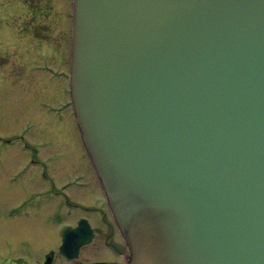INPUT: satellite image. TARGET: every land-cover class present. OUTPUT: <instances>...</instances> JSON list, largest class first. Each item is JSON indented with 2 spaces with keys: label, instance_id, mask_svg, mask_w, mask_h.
<instances>
[{
  "label": "water",
  "instance_id": "obj_1",
  "mask_svg": "<svg viewBox=\"0 0 264 264\" xmlns=\"http://www.w3.org/2000/svg\"><path fill=\"white\" fill-rule=\"evenodd\" d=\"M72 40L127 264H264V0H74Z\"/></svg>",
  "mask_w": 264,
  "mask_h": 264
},
{
  "label": "rangeland",
  "instance_id": "obj_2",
  "mask_svg": "<svg viewBox=\"0 0 264 264\" xmlns=\"http://www.w3.org/2000/svg\"><path fill=\"white\" fill-rule=\"evenodd\" d=\"M72 11L73 0H0V258L11 253L25 260L38 256L45 234L50 245H56L52 232L79 215L76 207L72 216L67 214L66 197H70L75 203H94L100 219H106L97 218L101 231L95 243L74 263L124 264L118 252L128 253V248L113 220L107 219L73 114L58 110L68 100L66 79L56 75L69 71ZM18 135L24 138L12 144L10 140ZM32 159L43 164L31 165L34 181L29 182L27 166ZM77 173L87 177L88 187L63 190L64 181ZM47 191L59 194L46 198ZM33 224L46 229L40 232L31 228ZM111 234L115 248L106 246L102 238ZM28 247L34 250L29 252ZM96 248L99 253L93 256Z\"/></svg>",
  "mask_w": 264,
  "mask_h": 264
},
{
  "label": "flooded vegetation",
  "instance_id": "obj_3",
  "mask_svg": "<svg viewBox=\"0 0 264 264\" xmlns=\"http://www.w3.org/2000/svg\"><path fill=\"white\" fill-rule=\"evenodd\" d=\"M28 174H24L23 175V179ZM33 176H34V174H31L30 173L29 182L34 181ZM29 186H31V183H29ZM66 198H67V201L72 202V200L70 199V197H66ZM91 205L94 206V203L91 204ZM78 213H79V211H78ZM79 215H77L76 217H78ZM72 217L76 218L75 216H72ZM83 217H85L84 214H82L81 216H79L76 219V221L72 223L73 226L76 227L77 224H78L79 218H83ZM86 217L89 219V223H90V225L92 227L93 238H92L91 243H89V244L84 245V246L81 247V249L79 251V254H78V256L76 258L70 260V259H67L68 257H66V256L65 257H62L61 256V254H60V246L62 245V238L57 235V233H56L57 231L56 232L53 231L52 234H53L54 238L56 240H58V243L56 245H54V246L50 245L52 243L51 241H49L50 240V237H49V235H46L45 234L44 235V238H43V240H44L43 242L44 243L40 245L41 251L39 253L37 252L38 253V256H35L34 258H30L28 261H26V260L18 261L17 260L18 254L16 255V254L11 253V254L7 255L5 258H0V264H6V263H4L5 261L8 262L7 264H73L74 262L79 261L81 255H82L83 250L86 247L90 246L91 244L95 243L94 241H95L96 237L98 236V234L101 231L100 230V227H98L96 225L97 212H94V213H92V214H90V215H88ZM111 223H112V220H111ZM45 227H46L45 225L42 226V227H37L34 224L31 226V228H33V229L34 228H39L40 232H41V229L42 230L43 229H46ZM115 228H116V226H115ZM115 228H114V230H117V228L116 229ZM117 232H118V230H117ZM47 234H49V233H47ZM118 234H119V232H118ZM113 235L114 234H111V235L106 236V237H102L103 239H105L104 240L105 245L106 246L108 245L109 248H115L116 247V244H115L116 241L115 240H112L113 239V237H112ZM119 237H120V234H119ZM30 249H33V247H28L29 252H30ZM96 250H97V252L93 253V256L98 255V253H99L98 251L99 250L97 248H96ZM24 251H26V250H24ZM118 253H119V255L124 256V258L127 255V252L125 253L122 250H119ZM98 262H100V261H92V262H90V264H96ZM76 264H79V263H76Z\"/></svg>",
  "mask_w": 264,
  "mask_h": 264
}]
</instances>
